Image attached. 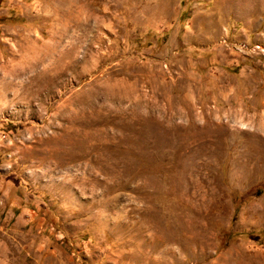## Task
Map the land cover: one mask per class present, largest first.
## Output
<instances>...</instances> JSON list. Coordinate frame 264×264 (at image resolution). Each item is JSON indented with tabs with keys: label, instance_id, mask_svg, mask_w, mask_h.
I'll use <instances>...</instances> for the list:
<instances>
[{
	"label": "rangeland",
	"instance_id": "obj_1",
	"mask_svg": "<svg viewBox=\"0 0 264 264\" xmlns=\"http://www.w3.org/2000/svg\"><path fill=\"white\" fill-rule=\"evenodd\" d=\"M0 264H264V0H0Z\"/></svg>",
	"mask_w": 264,
	"mask_h": 264
}]
</instances>
